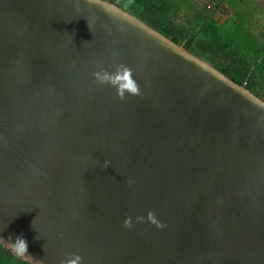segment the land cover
<instances>
[{"label":"water","instance_id":"obj_1","mask_svg":"<svg viewBox=\"0 0 264 264\" xmlns=\"http://www.w3.org/2000/svg\"><path fill=\"white\" fill-rule=\"evenodd\" d=\"M116 64L138 94L92 77ZM17 235L31 264H264V99L112 0H0Z\"/></svg>","mask_w":264,"mask_h":264},{"label":"trees","instance_id":"obj_2","mask_svg":"<svg viewBox=\"0 0 264 264\" xmlns=\"http://www.w3.org/2000/svg\"><path fill=\"white\" fill-rule=\"evenodd\" d=\"M112 1L264 99V31L253 19L254 0ZM220 1L235 17L222 12ZM0 264L31 263L0 245Z\"/></svg>","mask_w":264,"mask_h":264},{"label":"clouds","instance_id":"obj_3","mask_svg":"<svg viewBox=\"0 0 264 264\" xmlns=\"http://www.w3.org/2000/svg\"><path fill=\"white\" fill-rule=\"evenodd\" d=\"M92 77L101 84L111 85L119 98L123 99L125 94H138V86L132 76L131 69L124 64H116L111 70L109 68L100 67L98 70L92 72ZM152 213L149 212L148 216L151 218ZM142 220L143 217H137ZM126 227L131 226L130 218L124 220ZM162 226V225H161ZM0 245L10 250L14 258L20 260H30V256L26 255L27 241L22 235H17L14 239L8 241L0 240ZM82 258L78 253H69L66 258L59 261V264H80Z\"/></svg>","mask_w":264,"mask_h":264},{"label":"rangeland","instance_id":"obj_4","mask_svg":"<svg viewBox=\"0 0 264 264\" xmlns=\"http://www.w3.org/2000/svg\"><path fill=\"white\" fill-rule=\"evenodd\" d=\"M201 3H204L205 0H198ZM256 2V10L254 13V20L260 19L261 20V24L257 25L258 30L260 31H264V0H254ZM212 6L209 5V8H211ZM219 8L222 10V12L227 15L228 17H235L234 12L232 11V9L228 6H226L225 3H223L222 1H220L219 4ZM264 33V32H263Z\"/></svg>","mask_w":264,"mask_h":264}]
</instances>
